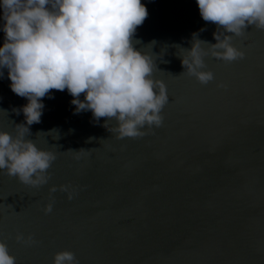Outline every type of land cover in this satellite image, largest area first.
Segmentation results:
<instances>
[{"label":"water","instance_id":"obj_1","mask_svg":"<svg viewBox=\"0 0 264 264\" xmlns=\"http://www.w3.org/2000/svg\"><path fill=\"white\" fill-rule=\"evenodd\" d=\"M141 3L148 17L135 47L155 41L144 51L157 54L154 78L166 85L163 124L118 139L115 121L74 114L67 90L43 98L27 138L56 154L50 179L31 187L0 170V241L16 264H52L62 250L79 264H264V30L233 37L242 60L204 57L214 79L202 85L181 74L180 56L193 34L216 43V25L196 0ZM0 71V130L14 133L24 115L12 109L27 100Z\"/></svg>","mask_w":264,"mask_h":264},{"label":"clouds","instance_id":"obj_2","mask_svg":"<svg viewBox=\"0 0 264 264\" xmlns=\"http://www.w3.org/2000/svg\"><path fill=\"white\" fill-rule=\"evenodd\" d=\"M196 4L201 18L216 25V43L193 34L191 47L182 48L186 56H180L185 69L181 74L207 85L214 74L203 58L228 63L242 60L244 52L231 41L244 35L249 26L264 30V0H196ZM147 17L141 0H0V31L4 33L0 70H7L11 91L27 100L21 108L12 109L23 113L24 122L14 124V133L0 130V170L31 187L47 184L56 154L38 148L27 136L29 126L41 122L42 99L53 98L52 90H67L74 114L90 111L93 121L104 118V127L115 121L108 130L118 139L141 138L147 134L145 129L162 126V110L169 97L166 85L154 78L157 54L144 51L155 41L135 47L140 43L134 39L136 30ZM57 190L56 186L49 189ZM59 190L72 199L68 186ZM53 203L45 205V214L52 212ZM16 239L24 237L18 234ZM28 241L34 243L31 237ZM0 264H16L3 241ZM52 264L79 261L73 252L62 250L53 254Z\"/></svg>","mask_w":264,"mask_h":264}]
</instances>
